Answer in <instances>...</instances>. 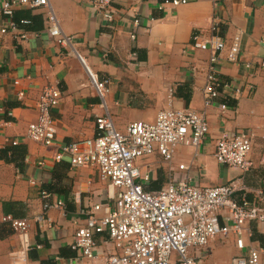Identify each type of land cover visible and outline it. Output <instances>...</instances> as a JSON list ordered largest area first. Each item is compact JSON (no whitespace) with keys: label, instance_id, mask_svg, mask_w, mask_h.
Segmentation results:
<instances>
[{"label":"crops","instance_id":"0c3cea01","mask_svg":"<svg viewBox=\"0 0 264 264\" xmlns=\"http://www.w3.org/2000/svg\"><path fill=\"white\" fill-rule=\"evenodd\" d=\"M50 6L62 32L74 37L72 48L59 46L49 35L44 9L32 10L42 18L40 30L20 27L25 39L0 34V150L17 139L16 147L23 151L14 162L0 159V264H82L70 248L77 229L73 221L80 210L107 199L108 185L95 168L71 166L55 156L61 144L96 135L95 119L104 111L89 72L109 80L105 104L121 133L132 122H154L160 111H205L209 132L203 146H178L170 164L157 153L136 163L151 171L147 190L158 191L172 175L206 187L234 181L247 188L248 201L264 208V201H256L254 195L264 191V165L259 164L264 134V0H196L176 8L159 0H113L111 24L87 0H51ZM135 19H140L139 25H134ZM3 23L0 14V28ZM213 26L227 45L239 35L241 52L237 63L221 60L217 76L232 87L205 110L210 53L189 45L193 35H209ZM47 86L57 87L61 97L51 112L56 141L42 146L26 139L25 132L37 118L36 104ZM222 102L228 109L220 110ZM241 129L255 134L247 158L253 168L245 174L219 165L213 156L223 132ZM179 165L185 169L179 170ZM42 191L50 194L48 201H62L63 208L45 210ZM8 218L27 220V251ZM243 232L244 250L236 247L233 236L218 237L199 251L200 264H233L248 248H264V223L249 222ZM106 239L96 237L105 253L94 264H104L107 252H115Z\"/></svg>","mask_w":264,"mask_h":264},{"label":"built area","instance_id":"2783aa9c","mask_svg":"<svg viewBox=\"0 0 264 264\" xmlns=\"http://www.w3.org/2000/svg\"><path fill=\"white\" fill-rule=\"evenodd\" d=\"M50 1L0 0V14L4 17L0 34L11 33L25 39V33L12 19L14 12L19 8L44 9L49 35L59 46L72 48L74 37L62 32ZM194 1L166 0L162 5L176 8ZM87 2L108 24L113 23V0ZM20 23L27 25L29 21L22 20ZM139 24L140 19H135L134 25ZM215 30L213 26L209 35H193L189 45L210 53L203 87L205 110L215 106L219 98H225L223 92L232 87L230 82L217 76L221 60L237 63L241 52L239 35L227 45L214 33ZM131 38L134 39L135 35ZM89 77L104 111L95 119L96 135L84 142L61 144L55 160L67 159L71 166L95 168L100 180L107 183L109 192L105 201H97L88 209L80 210L74 218L77 229L70 244L75 253L74 260L94 264L105 253L100 252L96 242V237L103 235L107 237L104 243H111L115 249L114 253L107 252L104 264H200L199 251L212 240L227 236H233L236 247L244 250L243 231L246 224L264 223V208L248 201L246 187L234 181L216 187L198 186L191 179L172 175L164 187L149 191L146 187L151 182V171L136 164L154 153L170 164L178 146L192 149L203 146L209 132L205 111H160L154 122H132L121 133L116 130L105 104L109 80L99 79L90 72ZM60 97L57 87L47 86L42 90L36 104L37 118L28 124L26 139L42 146L55 143L56 123L51 112ZM218 106L222 111L228 109L224 102ZM254 137L250 129L223 132L215 142V161L221 166L236 168L243 174L249 172L253 163L247 158ZM261 139L259 164L264 165V134ZM10 144L16 146L18 140H10ZM178 168L183 170L185 166L179 165ZM254 195L256 201H264L263 190ZM41 197L46 200L45 210L62 209L64 206L60 200L48 201L50 194L46 191L41 192ZM5 220L22 238V247L27 251V220ZM233 264H264V248H248L245 255L234 259Z\"/></svg>","mask_w":264,"mask_h":264},{"label":"trees","instance_id":"16d2710c","mask_svg":"<svg viewBox=\"0 0 264 264\" xmlns=\"http://www.w3.org/2000/svg\"><path fill=\"white\" fill-rule=\"evenodd\" d=\"M160 3H164L166 0H159ZM13 21L18 24L19 27H24L29 31H38L42 28V18L41 16H34L32 10H19L15 11L13 15ZM22 20H27L29 23L27 25H22L20 22ZM39 26V27H38ZM23 154V151L16 147H7L0 150V159L5 160L6 162H14L16 160V155ZM71 254H68L70 256ZM51 262H44L43 264H50ZM52 264V263H51Z\"/></svg>","mask_w":264,"mask_h":264}]
</instances>
